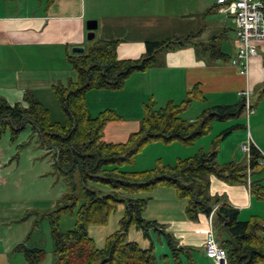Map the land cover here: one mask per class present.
<instances>
[{
	"label": "crops",
	"instance_id": "1",
	"mask_svg": "<svg viewBox=\"0 0 264 264\" xmlns=\"http://www.w3.org/2000/svg\"><path fill=\"white\" fill-rule=\"evenodd\" d=\"M89 19L95 21V27H86ZM167 38L172 42L154 51L155 62L142 71L130 73L120 89L86 91L84 100L90 116L110 109L119 117L105 124L103 141L124 142L138 128L143 103L152 100L155 106H162L168 100L179 102L193 84L198 85L203 100H192L181 112V118L187 121L194 120L204 108L236 103L242 99L240 92L244 89L258 88L262 92L264 40L256 43V54L250 58L246 73H240L239 66L230 62L237 48L234 23L225 8L214 0H0V97L10 105L24 106L27 92L46 107L42 93L55 100L51 86L75 79V72L66 61L70 47L86 49L98 41L112 39L116 40L118 59H135L144 56L146 40ZM263 99L264 92L250 104L253 112L247 115L249 122L259 129L264 121ZM190 107L198 112L187 114ZM62 120L63 116L61 120L51 121ZM250 139L247 150L240 151L235 145L219 141L215 153L217 163L233 161L247 166L249 144L256 147L260 157L255 168L247 171L245 183H226L209 175L208 194L235 206L239 219L257 215L264 220V200L249 191L252 181L264 187V163H261L264 138L257 134L255 139L250 132ZM155 143L161 142L149 143L138 153L151 144L157 146ZM186 147L189 149L183 152L177 147L169 148L166 160L154 152L144 168L134 170L149 168L156 159L171 164L176 158L190 156L197 150L209 151L210 142L200 136ZM123 196L145 197L140 215L154 220L157 227H149L144 235L140 228L129 225L126 239L140 247L151 245L158 264H186L187 254L194 264H216L202 246L206 229L212 224V213L209 217L198 211L195 219L188 218L184 212L185 199L166 186ZM41 200L33 199L27 207L45 204ZM52 203L53 199L48 202ZM126 203H118L104 223L87 225L88 235L97 247H102L105 237L118 227ZM24 206L0 198V264H28L20 251L12 249L18 242L42 248L24 239L29 236L32 220V215L18 218ZM262 236L264 239V232ZM166 238L174 246L183 248L177 251V262L170 255ZM52 260L53 256H42L33 264H52Z\"/></svg>",
	"mask_w": 264,
	"mask_h": 264
},
{
	"label": "trees",
	"instance_id": "2",
	"mask_svg": "<svg viewBox=\"0 0 264 264\" xmlns=\"http://www.w3.org/2000/svg\"><path fill=\"white\" fill-rule=\"evenodd\" d=\"M171 42L170 38L146 40L144 56L135 59H118L116 40L112 39L98 41L81 53L67 54L66 61L75 72V79L51 86L63 115L60 122L51 121L48 109L30 93L24 94V106L10 105L0 97V133L8 128L14 138L25 124L29 125L38 137L39 146L45 153H51L55 172L64 179L65 190L59 197L60 203L43 213L49 217L52 264H158L151 245L140 247L126 239L129 225L140 228L144 235L149 227H157L154 220L140 215L145 197L123 196L150 192L157 186L170 187L176 196L185 199L184 212L190 219H195L198 211L205 214L212 211V228L216 240L225 248L226 264L264 263V220L257 215L239 219L235 206L208 194L209 175L226 183H245L247 171L257 165L260 153L253 144L248 146L247 166L233 161L216 162L218 143L234 126L215 135L209 151L197 150L190 156L176 158L171 164L156 159L151 167L142 170L121 168L131 164L134 156L149 143L192 144L197 137L209 132L212 118L224 120L242 112L243 98L232 105L204 108L192 121L181 118L180 114L192 100H203L197 84H193L179 102L168 100L162 106H155L148 100L142 105L137 130L120 143L102 140L105 124L119 118L114 111L104 109L95 116L87 111L86 91L120 89L130 73L152 65L154 51L168 47ZM89 184L104 186L108 192L100 194ZM249 191L264 200V187L258 182L252 181ZM120 202L127 203L124 214L118 219V227L105 237L102 247H97L88 235L87 225L104 223ZM64 212L72 213L74 219L70 228L61 230L58 219ZM166 242L177 262V251L183 248L174 246L169 238ZM12 249L20 251L28 264L39 261L44 253L42 248L27 247L23 241ZM186 264H194L189 254Z\"/></svg>",
	"mask_w": 264,
	"mask_h": 264
},
{
	"label": "rangeland",
	"instance_id": "3",
	"mask_svg": "<svg viewBox=\"0 0 264 264\" xmlns=\"http://www.w3.org/2000/svg\"><path fill=\"white\" fill-rule=\"evenodd\" d=\"M72 48L70 47L68 50L70 54H73L71 51ZM67 65L70 67L68 63ZM257 89L255 88L253 91H250L248 102L251 105L261 96L262 92L259 93ZM41 95L45 106L49 110L50 119L61 120L63 115L57 101L46 97L45 93ZM262 108L264 112V99L262 100ZM190 112L198 111L190 107L187 109V114H190ZM262 123V129L254 127L249 122L245 111H243L238 115L224 120L214 118V120L210 121L209 132L201 137L207 139V143L209 144L211 139L221 130L234 126L233 130L221 142L229 146L235 145L237 150L240 151L241 145H247L251 140L250 132L255 139L257 134L264 138V121ZM171 143H173L171 146H162L164 144L161 143H155L157 146H152L154 144H151L142 152L138 153L131 164H125L121 168L124 170L144 168L146 166L144 165L146 160L152 158L154 152H158L157 154L162 155L165 159L171 147H177L180 151L189 149L178 142ZM52 162L51 153H45L44 149L39 146L38 137L29 125L25 124L14 138H11L8 128H4L0 133V198L11 199L14 205L17 206L26 204L24 211L18 218H26L32 215L31 224L28 229V244L34 241L36 245L41 246L44 249L43 256L45 257H51L53 255L51 250L52 242L49 234V217L43 213L50 211L60 203L59 195L65 190L63 176L55 172ZM89 186L97 190L100 194L108 192V188L104 186L97 184H89ZM33 199H42L41 201L45 204L27 207V204ZM52 199L53 203L48 204ZM73 219L72 213H61L58 219L60 229L65 230L70 228L73 224Z\"/></svg>",
	"mask_w": 264,
	"mask_h": 264
},
{
	"label": "built area",
	"instance_id": "4",
	"mask_svg": "<svg viewBox=\"0 0 264 264\" xmlns=\"http://www.w3.org/2000/svg\"><path fill=\"white\" fill-rule=\"evenodd\" d=\"M214 1L225 8L234 23L237 48L230 62L239 66L240 73H246L250 58L256 54V43L264 40V0ZM240 93L247 116L253 112L248 102L250 90L244 89ZM241 149L247 150V146L241 145ZM261 163H264V158ZM211 213L212 211L209 212V217ZM202 246L204 252L213 257L216 264H226L225 248L216 240L211 222L206 229Z\"/></svg>",
	"mask_w": 264,
	"mask_h": 264
},
{
	"label": "water",
	"instance_id": "5",
	"mask_svg": "<svg viewBox=\"0 0 264 264\" xmlns=\"http://www.w3.org/2000/svg\"><path fill=\"white\" fill-rule=\"evenodd\" d=\"M86 27L87 28H93V27H95V21L94 20H91V19L87 20L86 21ZM71 51L73 52V54H76V53H81L83 51V49H82V47H73L71 49Z\"/></svg>",
	"mask_w": 264,
	"mask_h": 264
}]
</instances>
